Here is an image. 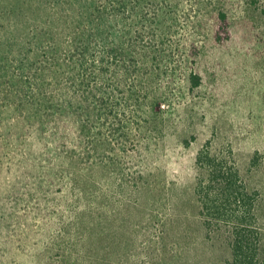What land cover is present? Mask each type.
Returning <instances> with one entry per match:
<instances>
[{"label":"rangeland","instance_id":"rangeland-1","mask_svg":"<svg viewBox=\"0 0 264 264\" xmlns=\"http://www.w3.org/2000/svg\"><path fill=\"white\" fill-rule=\"evenodd\" d=\"M22 1L0 0L1 72L19 69L23 62L30 67L26 58L34 67L33 55L44 51V46L38 48L24 36V29L13 31L21 19L39 18L34 6ZM51 2L43 0L40 5L44 18L50 16ZM158 7L174 11L177 21L171 25L167 19V51L155 61L148 78L149 95L165 100L150 119L143 114L141 122L137 117L129 123L138 139H145L139 143L141 150L124 158L141 168L140 183L135 190L130 184L133 191L128 197H118L129 202L116 217L108 211L91 214L94 223L100 217L105 229L100 234L95 225L91 236L84 234L87 257L99 264H177L173 252H168L173 243L168 235H180L182 230L186 237L183 245L180 240L181 247L187 248L183 256L193 259L183 261L219 264L229 254L227 236L222 230L208 240L196 218L194 158L206 145L232 155L247 189L256 195L264 234V0H150L148 14ZM220 11L229 23V37L222 42L213 33ZM191 75L198 77L197 86ZM7 83L0 76L1 108ZM7 124L0 125V136H5ZM36 162L33 169L18 152L9 159L0 148V264H66L55 256L45 260L51 253L45 246L60 224L71 223L74 212L63 210L70 202L53 194L58 186L48 185L44 164ZM170 214L173 219L167 223Z\"/></svg>","mask_w":264,"mask_h":264},{"label":"trees","instance_id":"trees-1","mask_svg":"<svg viewBox=\"0 0 264 264\" xmlns=\"http://www.w3.org/2000/svg\"><path fill=\"white\" fill-rule=\"evenodd\" d=\"M23 1L34 6L39 18L21 19L13 31L24 29V36L44 51L33 55L34 67L26 58L31 68L23 62L19 69L0 70L1 78L8 80L1 93L6 103L0 107V125L8 124L0 148L9 159L18 152L33 169L39 159L48 185L58 186L53 194L70 202L63 210L73 211L74 219L60 224L53 238L47 237L45 248L51 253L45 260L55 256L66 264H99L87 257L84 234L91 236L95 225L102 234L99 216L94 223L91 214L121 211L129 201L118 197H128L139 186L141 168L124 158L141 150L145 139L139 140L129 123L143 114L150 119L165 100L149 95L148 78L167 51V19L177 24L175 12L158 7L149 15L150 0H54L50 16L44 18L39 14L43 0ZM213 33L221 42L229 37L223 11L217 13ZM127 80L132 83L126 85ZM191 80L198 85V77L191 75ZM194 166L196 218L208 240L226 232L229 254L219 264H264L257 198L240 177L232 155L206 145L196 152ZM172 219V214L167 216V223ZM184 234L167 233L173 240L167 251L173 252L177 264L193 260L183 256ZM41 257L39 253L37 259Z\"/></svg>","mask_w":264,"mask_h":264}]
</instances>
